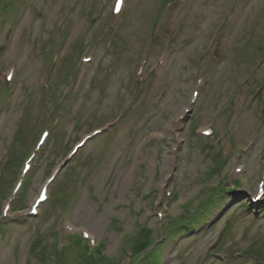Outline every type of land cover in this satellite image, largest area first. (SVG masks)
<instances>
[{"label":"rangeland","instance_id":"obj_1","mask_svg":"<svg viewBox=\"0 0 264 264\" xmlns=\"http://www.w3.org/2000/svg\"><path fill=\"white\" fill-rule=\"evenodd\" d=\"M13 1L0 0V264H86L83 232L98 264H264V0H126L117 24L112 0Z\"/></svg>","mask_w":264,"mask_h":264},{"label":"trees","instance_id":"obj_2","mask_svg":"<svg viewBox=\"0 0 264 264\" xmlns=\"http://www.w3.org/2000/svg\"><path fill=\"white\" fill-rule=\"evenodd\" d=\"M225 193H230L229 191H226ZM232 193V192H231ZM176 197V193H174V195H173V199H176L175 198ZM184 207H185V204H184ZM262 210H264V207L262 208ZM200 212V211H199ZM210 213H206V212H203V215L205 216V221L206 222H208V220H207V218H208V215H209ZM194 215H191V216H189V218L188 219H186L185 221H183L182 223H178V225H177V231L179 230H182V229H186V230H188V227H189V224H192V222H194L193 221V219H194ZM207 217V218H206ZM204 219V218H203ZM188 220H189V222H188ZM169 227H170V225H169ZM145 230H147V228H145V227H143ZM170 231L168 232L169 234H168V236L169 237H172V234H174V233H172V231L173 230H176V227H172L171 229H169ZM171 234V235H170ZM166 236V235H165ZM81 238H79L78 236H77V245H76V248H77V250H78V252H79V255L81 256V258L84 260V262L86 263V264H98L100 261H101V259L104 257V254L101 252V251H99V249H98V247H96L95 248V250H90L89 249V247H87V245L84 243V245L82 244V245H80L81 244ZM161 248V247H160ZM36 251H38L39 252V250L35 247L34 248ZM38 255H39V253H38Z\"/></svg>","mask_w":264,"mask_h":264},{"label":"bare ground","instance_id":"obj_3","mask_svg":"<svg viewBox=\"0 0 264 264\" xmlns=\"http://www.w3.org/2000/svg\"><path fill=\"white\" fill-rule=\"evenodd\" d=\"M123 2L126 3L124 0H123ZM123 9H125V4H124ZM182 9H183V8H182ZM182 9H181V10H182ZM86 144H87V142H86ZM86 144L83 145L82 149L86 146ZM78 152H79V151H77L76 154H77ZM76 154H75V155H76ZM75 155H74V156H75ZM74 156H73V157H74ZM73 157H72V158H73ZM44 205H45V204H44ZM90 232H91V234H94V231L91 230Z\"/></svg>","mask_w":264,"mask_h":264}]
</instances>
